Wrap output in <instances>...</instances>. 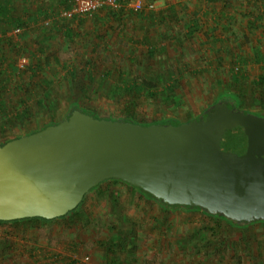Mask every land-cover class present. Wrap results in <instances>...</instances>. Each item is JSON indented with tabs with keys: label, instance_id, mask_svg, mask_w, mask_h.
<instances>
[{
	"label": "rangeland",
	"instance_id": "rangeland-1",
	"mask_svg": "<svg viewBox=\"0 0 264 264\" xmlns=\"http://www.w3.org/2000/svg\"><path fill=\"white\" fill-rule=\"evenodd\" d=\"M228 1L226 16L218 18L225 9L223 0H156L154 12L173 6L175 13L167 11L164 21L157 14L147 26L129 12L104 15L103 21L88 17L82 24L60 15L65 10L60 0H0V142L60 121L74 105L105 118L130 113L147 122L167 118L185 122L202 116L226 93L237 100L239 109L264 113L262 92L235 82L230 64L218 68L211 62L215 58L206 45L218 48L222 43L208 33L218 29L223 31L221 38L230 37L228 51L264 48V33L243 39L247 18L264 14V1ZM29 14L37 20L19 27L16 34L15 20ZM230 20L235 23L228 32L213 27ZM195 21L200 28L190 37L186 24ZM54 22L56 28L49 29ZM65 26L75 28L74 43L62 37ZM150 46L156 49L152 58ZM23 57L27 64L20 68ZM87 59L91 65L85 64ZM65 62L69 68L77 67L79 75H67ZM261 63L247 62L242 69L256 77L264 72ZM37 64L41 67L33 73ZM88 66L92 79L87 77ZM106 71L110 74L103 81ZM181 75L184 78L169 89ZM136 76L153 80L155 95H149L148 88L137 96L116 89L124 77L130 81ZM212 216L183 207L165 208L125 183L104 181L77 215L0 225V264H264V222L236 227L227 235L223 221ZM220 237L233 245L226 253L215 251L223 243Z\"/></svg>",
	"mask_w": 264,
	"mask_h": 264
},
{
	"label": "water",
	"instance_id": "water-1",
	"mask_svg": "<svg viewBox=\"0 0 264 264\" xmlns=\"http://www.w3.org/2000/svg\"><path fill=\"white\" fill-rule=\"evenodd\" d=\"M232 105L218 100L200 118L150 125L77 108L10 139L0 144V220L66 215L92 187L120 179L237 226L264 221V115Z\"/></svg>",
	"mask_w": 264,
	"mask_h": 264
},
{
	"label": "trees",
	"instance_id": "trees-1",
	"mask_svg": "<svg viewBox=\"0 0 264 264\" xmlns=\"http://www.w3.org/2000/svg\"><path fill=\"white\" fill-rule=\"evenodd\" d=\"M121 1H125V0H121ZM155 1L156 0H142L145 8H143L141 10H138V11H134V10L126 11L124 9H119V10L116 11V10H113L112 8H110L109 6H105L100 12L94 14V16H92L93 18L92 17L91 18L96 20V21H103L104 15H109L110 14V15H113V16L117 17L119 14H124L125 12L126 13L129 12V14L131 13L132 15H136L140 22H143L144 24H146L148 26L149 24H151V22L154 21V18L156 17L157 14H160L159 20L161 21V19H162L164 21L166 19V14H167L166 12L167 11H170L173 14L175 13V10H174L175 8L173 6H169L168 8H166V10L161 9L158 12H154V9H146V6H148L151 3H155ZM60 2L62 4H64L65 10H69V9H71L73 7V0H60ZM223 2H224V5H225V9H222V12H221L222 15L219 14L218 18H221L222 16H226V14H224V11L228 9L229 1L228 0H223ZM58 13H60V12H58ZM216 13L218 14L219 12H216ZM148 14H149V16H148V18H146V16ZM64 17H69V16H64ZM71 17L72 18L68 19V20H71V21L78 20V22L80 21L82 24L84 22H86V19H89L88 17H78L76 14L72 15ZM160 17H161V19H160ZM34 20H37V16L35 14H29V16L27 18H25V19L19 17L18 19L15 20L16 21L15 26L23 27L26 24H28L30 21H34ZM56 21H59V20H56ZM188 22H190V20H188ZM55 23H57V22H54V24L52 23L49 29H53V28L55 29L56 26H57ZM234 23H235V21H231L230 20V24H226V25L221 24V25H219V24L215 23L213 27H215L216 29H218L219 27H222V28L225 29V31L228 32L229 29L231 28V26L234 25ZM198 25H199L198 21L186 24V27L188 28L187 29L188 36H190V37L194 36L196 31H198L199 28H200V26H198ZM246 28H247V31L244 32V37H243V39H245V40H252L253 36H255V35L258 36V34L259 35L263 34L264 33V14H263V12L262 13H259V12L257 13L256 12V14H254L253 16L252 15L249 16L247 18ZM106 31H107V29H105V32ZM60 32L62 34V37L65 38L68 42L74 43L75 36H76L75 28L65 26V28L62 29ZM222 32L218 29V31H216V32H209L208 33V36L212 37L215 42L222 43V46H220L218 48L217 47L216 48L212 47L211 43H209V42H208L209 45H206L207 48L210 51H212L211 56H213V58H215L211 62L215 63L218 68L220 66L227 65V63L230 64L231 67H229L228 71H230V73L232 74L235 82H237L238 84H242V83L246 84V83H248L249 86L252 88V90L255 93L259 94L260 92H262V95H264V72L262 74L256 76V77H252V76L248 75L249 72L248 73H244L245 71L242 69L243 66H245L247 64V62L256 61V62H262L261 65L264 64V48L263 49H259V48L254 47L253 48V52H251V51L244 52L243 49L240 50L239 52L228 51V50H226L228 48V46H226V44H227L226 39H229L230 37L229 36H227V37L225 36L226 39L221 38V33ZM216 33H219L220 36L216 35ZM26 34L27 33H25V35ZM48 36L52 37L53 36V32H50V34ZM100 38L104 39L105 37L102 35V36H100ZM145 38H146V40L148 39L147 35L145 36ZM227 52H229V53H227ZM148 54H149V57H151V58L155 56L156 49L154 48V46H150L148 48ZM54 59L57 62H59L58 57L55 56ZM91 63H92L91 59H87V61L85 62L86 65H91ZM69 66L70 65H69L68 62H65V63L62 64V67H64V69L66 70L67 75L71 76L72 78L78 76L79 75L78 68L77 67L69 68ZM40 67L41 66L39 64H37L36 66L32 67L31 70H32L33 73H35ZM14 71H16V68L14 69ZM202 71L203 70L200 69V70H197L195 73H200ZM86 72H87L88 79H92L93 70L89 66H88V69L86 70ZM109 74H110V72H108V71L102 73V80L106 81V79L109 76ZM183 78H184V76L181 75L176 80H173L174 83L170 84L169 89H171V90L174 89L176 87L177 83L179 81H181ZM155 85H156V83L153 80L148 79V78L141 79L138 76H136V77L132 78V80L129 81V79L127 77H124L123 78V83H121L119 86H117L116 89H118L122 93H130V94H132V96H137V95L141 94V92L144 91L145 88H148V94L149 95H155L156 92L151 90L152 88L155 87ZM113 87L115 88V86H113ZM225 94L226 93L221 94L218 97V99H216V101H218V100L222 101V99H224V98L225 99L226 98L229 99L230 97L229 96L228 97L225 96ZM235 101L237 102V100H235ZM72 105H74V104H72ZM236 105H237V103H236ZM237 107H238V105L236 106V108ZM77 108L78 109H82L81 107L74 105V107L72 109H70V111H68L65 114V116L60 121L68 118L69 115L71 114V112L74 109H77ZM82 110L85 111L84 109H82ZM237 110H241V109L237 108ZM27 111H28V108L25 107V112H27ZM85 112H87L88 114H91V115H93L95 117H99L94 112H90V111H85ZM245 112H248V111H245ZM260 114L264 115V113H260ZM203 115H206V114L204 113ZM99 118H105V117H99ZM107 118L116 119V118H111V117H107ZM118 119H122V120H125V121H133V122L140 123V124H143V125L170 124V123H172V124H180V123H183L182 121H180V120H178L176 118H167V119H163V120H156V121H148L147 122V121H145L143 119L138 120V118H137V116L135 114H130V113L126 117L118 118ZM193 119H196V118L189 119V120H187L185 122L191 121ZM60 121L50 122L48 124H44L43 126L35 128V129L29 131L26 134H30V133L36 132L38 130H41V129L45 128L46 126H48L50 124L59 123ZM260 132H261V142H260L259 145H260V148L263 149V151H264V129L261 128ZM16 137H19V136H16ZM16 137H14V138H16ZM11 139H13V138H11ZM9 140L10 139L5 140V141H1L0 144H3V143H5V142H7ZM240 140L241 141H245L246 139L242 136L240 138ZM106 181H120L122 183H125L132 190L140 192V194H142L146 199H151V198L155 199L158 203H160L165 208H177V207H179L176 204H166L165 202H162L161 200H157L149 192L141 190L140 188H138L136 186H133V185H131V184H129V183L123 181V180H120V179H108ZM103 183L104 182H101L100 184L92 187L90 189L89 193H87L83 197V199L80 202V204L75 209L71 210L66 215H63V216H60V217H56V218H52V219H47V218H43V217H28V218L15 219V220H10V221L0 220V225H5V224H9V225L25 224V223H28V222H35V221H38V220L52 221V220H56V219H60V218H68V217L77 215V214L80 213L81 207H82L83 203L85 202L86 198L88 197V195L91 192L95 191V190H100ZM183 208L203 211L199 207L185 206ZM204 213H206V212H204ZM212 218H214L215 220H217L219 222L223 221V223H224L223 230H225V233L227 235L230 234V231L234 230V228H236V227L242 228V227L248 226V225L242 226V227L241 226H237L235 224H232L231 222H229L227 219H225L224 217H222L220 215L212 216ZM260 222L263 223L264 221H262V220L261 221H256V222H253V223H251L249 225H253V224H256V223H260ZM215 234H219V233L216 232ZM217 237H219V236H217ZM218 239L223 240V243L221 245H216V247H215V251L216 252L223 253V251L225 252L229 248L233 247L232 244H230L229 246L227 245L228 239L226 237L224 239H222L221 237L218 238Z\"/></svg>",
	"mask_w": 264,
	"mask_h": 264
},
{
	"label": "built area",
	"instance_id": "built-area-1",
	"mask_svg": "<svg viewBox=\"0 0 264 264\" xmlns=\"http://www.w3.org/2000/svg\"><path fill=\"white\" fill-rule=\"evenodd\" d=\"M105 6H109L113 10L124 9L138 11L145 8L142 0H73V7L69 10H63L61 16H72L76 14L78 17H92L100 12ZM155 3L146 6V9H154ZM14 32H20V28H16ZM27 64V58L23 57L19 60V67L22 68ZM89 256H85L83 261H87ZM48 264H66V262L50 261Z\"/></svg>",
	"mask_w": 264,
	"mask_h": 264
},
{
	"label": "flooded vegetation",
	"instance_id": "flooded-vegetation-1",
	"mask_svg": "<svg viewBox=\"0 0 264 264\" xmlns=\"http://www.w3.org/2000/svg\"><path fill=\"white\" fill-rule=\"evenodd\" d=\"M235 100H236V99H233V98H229V99H227V98L225 99V98H224V99H222V101H223V102H227V104H228L230 107H231V104L233 103L232 106H234V107L236 108V106H237L238 104L236 105L237 102H236ZM235 102H236V103H235ZM237 108H238V107H237ZM237 108H236V109H237ZM238 109H239V108H238ZM202 116H205V115H202ZM202 116H200V117H202ZM200 117H198V118H200ZM196 119H197V118H196Z\"/></svg>",
	"mask_w": 264,
	"mask_h": 264
}]
</instances>
